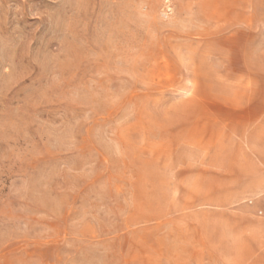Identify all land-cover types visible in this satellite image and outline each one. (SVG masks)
<instances>
[{"label": "rangeland", "instance_id": "374dc122", "mask_svg": "<svg viewBox=\"0 0 264 264\" xmlns=\"http://www.w3.org/2000/svg\"><path fill=\"white\" fill-rule=\"evenodd\" d=\"M0 264H264V0H0Z\"/></svg>", "mask_w": 264, "mask_h": 264}]
</instances>
